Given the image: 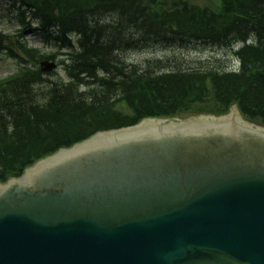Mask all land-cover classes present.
<instances>
[{
  "label": "water",
  "instance_id": "95a60500",
  "mask_svg": "<svg viewBox=\"0 0 264 264\" xmlns=\"http://www.w3.org/2000/svg\"><path fill=\"white\" fill-rule=\"evenodd\" d=\"M0 264H264V130L233 107L60 150L0 185Z\"/></svg>",
  "mask_w": 264,
  "mask_h": 264
},
{
  "label": "trees",
  "instance_id": "16d2710c",
  "mask_svg": "<svg viewBox=\"0 0 264 264\" xmlns=\"http://www.w3.org/2000/svg\"><path fill=\"white\" fill-rule=\"evenodd\" d=\"M11 2L62 42L76 35L77 49L62 61L66 82L48 81L36 67L0 80V184L97 132L145 118L221 116L236 104L246 120L264 125V0ZM184 41L235 48L239 68L230 71L221 59L124 60L153 43ZM9 44L0 32V52L12 55ZM12 45L33 60L53 59Z\"/></svg>",
  "mask_w": 264,
  "mask_h": 264
},
{
  "label": "rangeland",
  "instance_id": "374dc122",
  "mask_svg": "<svg viewBox=\"0 0 264 264\" xmlns=\"http://www.w3.org/2000/svg\"><path fill=\"white\" fill-rule=\"evenodd\" d=\"M196 4L201 6L205 4L207 0H194ZM20 10L16 6H11L7 2L0 1V32L2 34L9 35V46L16 50H13L14 53L20 54L22 60L26 65H31L34 63L30 57L25 56L22 51L19 50L13 43L18 41V43H26L30 49L38 50L40 53H50L55 54L53 61L56 64V67L53 68L48 73L42 75L44 79L48 81H54L60 78L63 81H67V76L62 64L59 65L60 61H65L67 56H65L69 50L67 43L62 45L57 39L56 34H49L44 36L41 34V26L39 20L35 17L33 18L30 11H27L23 14L22 19L23 23H27V28L24 29V26L20 22L19 18ZM55 37V38H54ZM74 38L70 43L74 44L76 41V36H71ZM60 45L63 47L60 49ZM72 50V48H70ZM181 58L187 61H197V60H207V59H221L224 60L225 64H229L232 60L233 53L232 50L221 49L211 45L203 44L195 41H184L178 45L173 44H162V43H153L147 47H144L142 50H132L124 55V60L127 63L140 64L146 60H158V59H170V58ZM39 57H37L38 59ZM20 57H10L6 52H0V79L13 75L17 72L20 63ZM35 63H42L40 59L35 60ZM53 63V62H49ZM38 67V65H37Z\"/></svg>",
  "mask_w": 264,
  "mask_h": 264
},
{
  "label": "bare ground",
  "instance_id": "6f19581e",
  "mask_svg": "<svg viewBox=\"0 0 264 264\" xmlns=\"http://www.w3.org/2000/svg\"><path fill=\"white\" fill-rule=\"evenodd\" d=\"M2 2H7V3H9V4H11V5H13V3L11 2V0H10V2L8 1V0H5V1H2ZM28 11H30V10H28ZM31 12V11H30ZM32 14V13H31ZM33 16V15H32ZM36 18V19H38L39 20V24L41 23V20L38 18V17H36V16H33V18ZM41 34H43L44 36H47L46 35V33H44V30L41 32ZM171 59V58H170ZM161 60H167V59H161ZM60 65V64H59Z\"/></svg>",
  "mask_w": 264,
  "mask_h": 264
}]
</instances>
